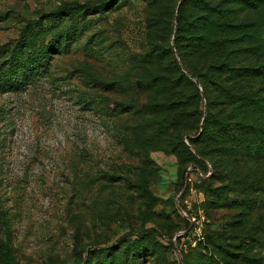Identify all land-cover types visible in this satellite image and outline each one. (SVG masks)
Instances as JSON below:
<instances>
[{"label":"rangeland","instance_id":"rangeland-1","mask_svg":"<svg viewBox=\"0 0 264 264\" xmlns=\"http://www.w3.org/2000/svg\"><path fill=\"white\" fill-rule=\"evenodd\" d=\"M181 1L0 0L1 68L13 48L32 66L20 90L0 83V264H264V148L201 138L205 97L202 116L171 94L130 107L126 80L146 52L162 71ZM240 9L263 63L264 0ZM191 165L209 172L186 183Z\"/></svg>","mask_w":264,"mask_h":264},{"label":"trees","instance_id":"trees-1","mask_svg":"<svg viewBox=\"0 0 264 264\" xmlns=\"http://www.w3.org/2000/svg\"><path fill=\"white\" fill-rule=\"evenodd\" d=\"M242 1L180 2L172 45L175 51L170 45L163 48H168V51L163 56L162 71L154 73L149 66L152 53L146 52L141 59L142 64L138 66L141 71H131L126 80L132 86L133 98L138 99L133 106L130 105L135 106V113L144 116L156 114V107L163 104L160 99L171 94L173 97L177 95L179 100L192 99L196 113L202 116L200 106L205 97L207 114L201 138L212 134L215 126L231 136L232 144L220 140L221 148H264V81L258 84L256 80L264 78V62L255 63V47L244 44L248 41V34L242 32L246 23L239 18ZM10 61L12 63L3 69L0 64V83L4 87L20 90L22 84H29L32 79V74L26 73L32 66L28 64L17 72V65H24L25 62L20 61L16 48L11 52ZM161 89L165 94H161ZM186 89H192V93ZM215 104L227 108L214 112L212 108ZM189 167L199 169L203 175L209 172V166L204 169L196 165L187 166L184 180ZM203 175H198V178L204 179Z\"/></svg>","mask_w":264,"mask_h":264},{"label":"built area","instance_id":"built-area-1","mask_svg":"<svg viewBox=\"0 0 264 264\" xmlns=\"http://www.w3.org/2000/svg\"><path fill=\"white\" fill-rule=\"evenodd\" d=\"M202 176V172L199 169H193L192 167H189L187 172H186V183L187 182H192L193 179H195V177L197 178V176Z\"/></svg>","mask_w":264,"mask_h":264}]
</instances>
